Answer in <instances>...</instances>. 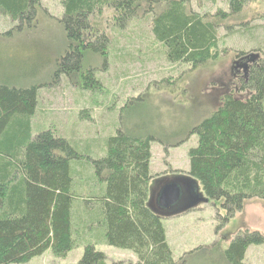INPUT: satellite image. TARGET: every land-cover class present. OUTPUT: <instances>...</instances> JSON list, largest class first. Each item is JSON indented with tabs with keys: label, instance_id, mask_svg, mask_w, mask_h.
I'll return each instance as SVG.
<instances>
[{
	"label": "trees",
	"instance_id": "1",
	"mask_svg": "<svg viewBox=\"0 0 264 264\" xmlns=\"http://www.w3.org/2000/svg\"><path fill=\"white\" fill-rule=\"evenodd\" d=\"M137 1L141 0H61L60 21L69 41L63 56L58 57L56 68H60L54 75L69 77L74 72L83 85L96 83L91 66H83L84 53L102 52L107 39L97 34L95 39L103 41L98 47L86 41L90 17L108 7L115 16L130 20L139 6ZM146 2L153 39L163 45L168 62L188 65L185 72L220 59L225 52L218 36L222 24L226 28L245 25L240 30L253 33L257 27L248 26V19H264V0L256 5L250 0H228L229 12L215 14L193 11L189 0ZM38 6L39 0H0V12L19 24L34 18ZM246 7L250 13L245 16ZM232 32L229 29L228 34ZM242 74L235 81L238 92L245 94H223L219 105L191 128L189 134L197 135V143L188 150L189 167L172 171L168 180L185 189L193 187L194 194L208 202L221 201L224 216L217 229L240 211L244 201L264 200V55L259 54ZM38 88L37 84H0V264L24 263L48 248L55 256L65 255L76 246L77 236L88 237L87 226L93 223L100 233L86 238L90 242L85 243L77 264H123L108 263L96 244L127 249L136 256V264H188L202 247L178 259L172 255L162 219L174 212L157 207L151 186L158 174L150 172V143L166 142L153 134L142 135L140 130L136 134L123 124L132 99L122 108L116 133L105 141L104 156L91 161L95 178L104 183L96 194L90 188L93 183L82 178V168L72 170L70 162L82 155L66 139L51 130L32 136ZM262 243L264 236L259 232L244 230L226 247L213 244L209 250L216 252V258L211 254L212 261L204 263L249 264L244 261L247 247Z\"/></svg>",
	"mask_w": 264,
	"mask_h": 264
},
{
	"label": "rangeland",
	"instance_id": "2",
	"mask_svg": "<svg viewBox=\"0 0 264 264\" xmlns=\"http://www.w3.org/2000/svg\"><path fill=\"white\" fill-rule=\"evenodd\" d=\"M189 1L191 9L198 13L228 11V0ZM250 1H253L251 5H256L263 0ZM137 2L139 6L130 20H126L125 15L115 16L114 10L108 7L90 17L91 29L86 41H93L98 47L103 41L96 40L95 36L101 34L107 42L102 52L84 53L83 66L90 65L94 79L98 80L86 86L74 72L69 77L54 75V70L56 74L60 68H56L58 57L63 56L69 41L68 32L60 21L61 0H39L34 18L23 19L20 24L0 12V84L39 86L37 108L31 118L32 136L51 130L54 135L66 139L82 155L79 160L70 162L72 170L82 168V178L93 183L90 188L96 194L104 183L95 178L91 161L104 156L105 141L116 133L122 108L131 98L123 124L135 129L136 134L143 131L142 135L153 134L166 142V145L158 141L150 143V172L158 174L151 186L155 198L172 171L188 169V150L197 143V135L189 134L191 128L219 105L223 94H245L238 92L239 83L234 86L236 77L229 70L240 52L264 55V19H248V26L257 27L253 33L240 30L245 25L226 28L222 24L218 36L225 52L220 59L185 72L188 65L165 59L163 45L153 39L150 31L151 13L146 11L147 2ZM247 8L243 10L245 16ZM229 29H233V34H228ZM238 29L242 32L234 34ZM235 73L237 77L243 76L241 65ZM180 140L183 142L175 145ZM191 190L195 192L193 187ZM185 192L188 196L173 209L174 214L162 219L166 242L174 259L201 246L188 264H205L211 254L216 258V252L209 250L215 243L226 247L244 230L257 231L264 236V200L244 201L240 211L217 229L224 216L221 201H200L196 205V199L189 198L190 189L186 187ZM98 233L94 223L93 226L88 224V237L77 236L76 246L65 255L55 256L48 248L27 262L11 264H77L85 243L90 242L87 239ZM95 249L104 254L108 263H137L136 256L127 249L105 244H96ZM244 261L264 264V244H250Z\"/></svg>",
	"mask_w": 264,
	"mask_h": 264
},
{
	"label": "water",
	"instance_id": "3",
	"mask_svg": "<svg viewBox=\"0 0 264 264\" xmlns=\"http://www.w3.org/2000/svg\"><path fill=\"white\" fill-rule=\"evenodd\" d=\"M243 58H246L248 61L254 62L256 59L259 58V54H243L236 61H239V59L243 60ZM241 66L243 71L245 72L248 64L241 63ZM236 68H238V66ZM190 192H192L191 189ZM182 197H183V191L181 185L176 181H168L163 183L159 188L155 196V203L158 208L173 212V209L175 210L178 207V205L181 203ZM203 201L208 202V199H205Z\"/></svg>",
	"mask_w": 264,
	"mask_h": 264
},
{
	"label": "flooded vegetation",
	"instance_id": "4",
	"mask_svg": "<svg viewBox=\"0 0 264 264\" xmlns=\"http://www.w3.org/2000/svg\"><path fill=\"white\" fill-rule=\"evenodd\" d=\"M238 55V54H237ZM240 56H237L236 58H240L242 55L241 54H239ZM237 62V63H236ZM241 63L243 64V63H246V64H252L253 62L252 61H248L246 58H243V60H241V59H239V61H236V60H234L233 61V63H232V65H231V67H230V73H232V75H234L235 74V77H237L236 76V73H235V71L237 70V66L239 67L240 65H241ZM243 73H244V71H243ZM237 83V82H236ZM235 84V83H234ZM235 88V87H234ZM181 188H182V191H183V197H182V201L188 196L187 195V193L185 192V188L181 185ZM192 189V188H191ZM192 191V190H191ZM191 194H194V193H192L191 192ZM189 198L190 199H192V198H195L196 199V205H198V204H200V203H198V202H200V201H203V200H205V199H203V197L202 196H199L198 194H196L195 193V195L194 196H189ZM188 198V199H189ZM182 201H181V203H182ZM194 200H192L191 202H193ZM181 203L179 204V205H181ZM198 203V204H197ZM178 205V206H179Z\"/></svg>",
	"mask_w": 264,
	"mask_h": 264
}]
</instances>
